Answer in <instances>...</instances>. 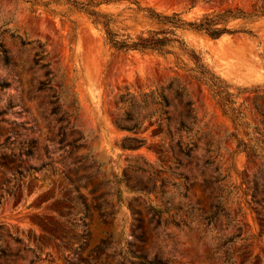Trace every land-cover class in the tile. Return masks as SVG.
Segmentation results:
<instances>
[{
    "label": "rangeland",
    "instance_id": "374dc122",
    "mask_svg": "<svg viewBox=\"0 0 264 264\" xmlns=\"http://www.w3.org/2000/svg\"><path fill=\"white\" fill-rule=\"evenodd\" d=\"M135 1L187 20L264 4L100 8L137 31ZM230 25L253 34L182 31L224 109L188 59L120 52L62 0H0V223L56 264H264V15Z\"/></svg>",
    "mask_w": 264,
    "mask_h": 264
},
{
    "label": "trees",
    "instance_id": "16d2710c",
    "mask_svg": "<svg viewBox=\"0 0 264 264\" xmlns=\"http://www.w3.org/2000/svg\"><path fill=\"white\" fill-rule=\"evenodd\" d=\"M62 1L86 13L92 23L102 28L106 43L120 52L151 51L162 55L172 54L176 56V59L179 57L188 59L193 63L190 70L195 71L199 79L212 88L218 97V102L224 109H226L228 102L227 96L230 94L228 91L229 84L210 67L202 54L187 42L182 31L190 30L204 33L211 38H220L224 34L237 32L253 34V31L245 26H231V21L237 18L247 21L255 16L264 15V4H262L257 6L254 12H246L240 8L229 7L225 10H214L204 13L194 20H187L183 17V12L173 11L166 13L158 11L151 6H143L138 1H135L137 4L135 11L141 14L144 20H148L149 25L137 31H130L128 27L120 26L117 18L112 13L105 12L100 8L103 3L118 0ZM43 65H49V62H44ZM160 94L161 103L167 104L166 95L163 92ZM10 241L17 244V246L12 248L9 244ZM27 251H31L33 254L28 264H38L40 261L45 260L51 264H56L54 259L41 256L43 254L42 249L28 246V244L24 243V237L20 233L13 232L10 227L0 223V264H24L20 263V261L27 259L25 255ZM101 255L102 250L95 257L96 261ZM82 258L86 259L87 257ZM144 263L154 264L155 261L145 258Z\"/></svg>",
    "mask_w": 264,
    "mask_h": 264
}]
</instances>
